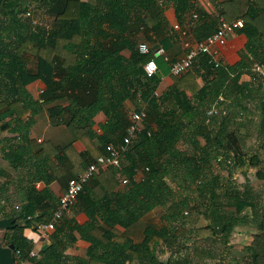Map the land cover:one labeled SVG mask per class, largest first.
I'll list each match as a JSON object with an SVG mask.
<instances>
[{
	"label": "trees",
	"instance_id": "trees-1",
	"mask_svg": "<svg viewBox=\"0 0 264 264\" xmlns=\"http://www.w3.org/2000/svg\"><path fill=\"white\" fill-rule=\"evenodd\" d=\"M40 1L47 20L36 25L26 16L24 1L0 0V131L23 123L18 137H1L0 146L12 169H27L28 174L27 180H17L19 199H12L9 194L3 197L10 208L0 212V219H16L14 227L5 233L3 245L14 244L15 250H21L22 259H29L35 243L27 231L39 234V226L52 219L59 204L52 184L58 182L61 187H68L71 179L105 153V145L123 140L131 123L129 101L136 110L146 109L147 117L143 131L129 145L121 169L112 170L113 174L120 171L130 179L125 185L127 189H108L100 174H96L84 186L76 203L87 215L90 231L65 214L48 236L51 244L44 251V258L30 260L34 264H173L170 257L160 259L159 250L162 244L171 247L185 230L179 225L159 226L148 217L175 196L166 180L173 165L184 172L185 178L194 181L212 158L217 160L220 149L228 146L234 150L238 165L257 167L261 163L259 154L264 140L259 154L252 155L247 163L236 132L229 130V125L238 113L246 110L247 99L259 95L241 78L247 73L255 75L252 64L264 66V0H211L216 1L219 17L224 21H244L238 32L246 36L247 42L239 53L240 59L228 68L223 63L215 66L204 54L192 69L177 77L170 75V66L179 56L175 51L179 37L167 19L153 32L155 42L147 55L139 53L135 35L129 34V20H153L164 13L166 7L159 0H96L95 4L82 0ZM165 1L173 4L179 21L189 10L188 0ZM252 3L261 10L252 8ZM196 6L206 14L192 26L193 36L200 40L218 29L219 20L208 16L201 1ZM160 48L165 55H156ZM167 52L173 55L167 57ZM151 59L157 61L159 72L149 76L145 65ZM167 75L172 84L156 96ZM38 77L47 88L36 98L28 85ZM221 96L224 101L220 103L232 113L209 116L207 111ZM260 104L264 124V100ZM44 110L52 126H65L74 140L83 143L84 152H78L71 142L59 145L51 139L39 142L37 137H31L36 116ZM100 112L107 117L99 125L102 134L94 128ZM186 128H190L197 147L195 156L178 147L190 135ZM194 130L204 138V144ZM138 171L144 176L134 181ZM0 175L9 176L3 169ZM7 182H0L1 191H8L11 184ZM39 183L42 185L38 186ZM226 194L231 195L230 201L215 212L216 227L211 233L216 234L217 227L228 224L230 234L237 227L249 225L256 231V240L247 250L253 264H264V210L258 207L248 187ZM211 198L210 205L214 207L220 199L215 189L211 190ZM179 203L171 205L169 219L176 220L188 202L183 200L181 206ZM102 211L107 212L105 225L99 216ZM75 234L90 243L85 257H72L55 247L61 240L73 245L78 239ZM195 254L201 260L209 256L205 251L196 250Z\"/></svg>",
	"mask_w": 264,
	"mask_h": 264
},
{
	"label": "rangeland",
	"instance_id": "rangeland-1",
	"mask_svg": "<svg viewBox=\"0 0 264 264\" xmlns=\"http://www.w3.org/2000/svg\"><path fill=\"white\" fill-rule=\"evenodd\" d=\"M17 1H24L26 3L25 11L31 12V16H27V14L26 16L30 17V19H32L36 25L43 24V21H45L46 17L43 10L45 6L41 3V1ZM201 4L204 5L205 11L208 12L209 17L220 21L221 18L219 17V12L217 11L216 1L212 2L211 0H202ZM174 9L175 8L173 4H168L164 12L171 15L174 20L179 21L174 17ZM254 9L256 11H260L261 7L258 6ZM144 18L152 23L151 25L153 30L148 28L149 22L145 21V19L144 21L139 20L137 23H135V21L132 22L129 20V34L132 37L135 35L134 37H136L135 39L137 40L138 44L141 42H146L148 45L152 46L155 42V39L153 38V32L159 29L163 22L158 20V18L153 20L146 17ZM167 20H169L170 26H174V24L177 23L171 19ZM185 23L192 28L195 21L191 18V15L188 14ZM225 47H228V50L230 51L238 53V48H240L241 45L238 42L236 43V41L235 43H229L228 41ZM181 50L182 46L178 40V45L175 51L179 56L182 54ZM235 57L236 55L233 54V59ZM233 59L227 61L228 63L226 65L228 68L232 67L231 62ZM238 59L239 56H237V60ZM252 68L255 75L249 73L244 74L241 80L244 82H249L253 88L259 92V95L254 99H247L248 104L246 105V110L238 113V116H235L229 125V130L236 132L237 142L240 145L241 154L247 163L249 162V158L252 155L259 154V148L264 140V124L261 111L258 109L261 105V101L264 100V67H261L260 63H256L252 64ZM36 79L39 80V77ZM39 93L40 92L38 90V95L35 97L38 98ZM217 103L218 101L213 103L212 106H216ZM134 109H136V106L132 103H129L128 111L132 112ZM232 111L233 110H229V108H227L225 115H229L232 113ZM43 112L38 114V120ZM44 115L45 114H43L42 117H44ZM42 117L39 121H41ZM204 118L205 116L202 115V119ZM208 122L209 121L204 122L206 126L208 125ZM98 127L99 126H95L94 128ZM195 130L194 133L197 135L198 131ZM185 131L190 135H188L187 138L181 140L178 144V147L181 151L188 153L190 156H195L197 147L193 143L192 132L190 128H186ZM3 136L4 132L0 131V138ZM198 139L201 144L205 143L204 138L199 136V134ZM3 151V148L0 146V169L5 170L10 178H5L4 176L0 175V182H3L5 181L4 179H7V183L11 185L6 192L1 191L0 186V196L2 197V200L0 199V212L2 210L8 211L10 208L7 200H5L6 203H3V197L6 198L9 194L12 199H19V192L16 189L17 180L21 177H23L25 180L28 179L27 169H23L21 172H17L12 169L9 163L5 160ZM217 156V160L216 158H212L209 164L207 163L204 166L203 174L194 181L185 178L184 172L179 171L177 166L173 165V168L166 180L173 189L175 196H173L172 199H169L167 206L156 208L154 211L148 214V217H152L150 220L159 226L174 225L176 227L179 225L180 227H183L185 233L181 234L179 239L175 241L171 247L162 244V247L159 250L160 259L165 260L170 257L173 260V264L254 263L252 261L253 257L251 252L247 250V247L252 245L254 240H256V231H254L249 225L246 227H237L235 231L232 232L233 234L229 233L231 227L229 224L224 228L223 226H221V228L217 227L215 229L216 234H212L211 232L213 231L212 229L216 227L215 222L213 221L215 212L217 210H221L226 202L230 201L231 195H227L226 191L230 192L234 189L244 191V189L248 187L253 193V198L258 201V207L261 208V210H264V149H262L259 154L261 163L257 167L238 165L235 152L231 146L220 149ZM219 158L222 160L219 161ZM245 173L246 175H244ZM143 176V172L140 173V179L143 178ZM123 178L124 175L120 171H117L116 175L114 174L115 188L112 187L110 189L113 191L125 189L127 186H124L122 183ZM210 189H215L217 194L220 195V199L215 201L216 204L214 207L210 205L212 202ZM15 197H17V199ZM20 200L23 199L21 198ZM183 200H187L188 203L185 207H182V211L179 212L176 220H172L171 218L169 219L168 215L171 214V212H169L171 205L180 201L179 206H181V202ZM16 204L18 205L17 201ZM106 215L107 212L105 213V216ZM165 215L166 218H164ZM8 230L9 229L4 228L0 229L1 241L4 240L6 236L5 233L8 232ZM28 233L31 234L32 231L28 230ZM196 250L208 252L209 256L203 258L205 260H201V258L195 254Z\"/></svg>",
	"mask_w": 264,
	"mask_h": 264
},
{
	"label": "built area",
	"instance_id": "built-area-1",
	"mask_svg": "<svg viewBox=\"0 0 264 264\" xmlns=\"http://www.w3.org/2000/svg\"><path fill=\"white\" fill-rule=\"evenodd\" d=\"M197 1L202 0H191L187 14H185L181 21H176L177 23L174 24V29L178 34V40L182 46V55L177 60L173 61L170 66V75L176 77L182 76L192 69L197 59L204 54L210 57V63H214L215 66H220L222 64L219 60L220 49L227 45L232 33L244 27V21L242 19H237L231 23L220 19L219 27L215 32L200 40L195 38L192 34L191 26H188L185 21L188 14L191 15L194 21H198L206 16V14L196 6ZM159 4L162 7H166L167 5L165 0H159ZM26 14L27 16H31L30 11ZM138 51L142 55H147L151 51V46L146 42H141L138 44ZM156 55H165L164 49L160 48L157 50ZM166 59L168 58L166 57ZM261 67L264 66L261 65ZM145 71L149 76L158 73L159 67L157 61L155 59L148 61L145 65ZM43 91L44 90H41L40 93ZM159 94L160 92L156 91L155 95L157 96ZM221 101H224L223 96L220 97L216 106H212L213 104L210 106V109L207 111L209 116L226 114L227 108L220 103ZM146 117L147 111L144 108L140 111L134 109L130 112L131 123L127 128V133L123 137V140L117 143L110 142L105 145V153L95 162H92L85 171L69 181L67 190L61 195L58 207L54 211L52 219L39 226L38 235L40 238L46 239L56 229L57 223L60 222L63 216L77 203L78 196L82 192L84 186L89 184L96 174H102L113 169H121L129 145H131L137 139L138 134L143 131V122ZM95 130L98 134H102L100 127L95 128ZM219 160H221V158H219ZM133 180H140L139 171L133 177ZM129 182L130 179L128 177H124L122 180L124 186L128 185ZM3 203H6L5 200H3ZM16 208H19V206L16 205ZM13 254L15 257V264H33L30 259H38L40 256V252L37 251L36 247L29 252V259H22L21 250H14Z\"/></svg>",
	"mask_w": 264,
	"mask_h": 264
},
{
	"label": "crops",
	"instance_id": "crops-1",
	"mask_svg": "<svg viewBox=\"0 0 264 264\" xmlns=\"http://www.w3.org/2000/svg\"><path fill=\"white\" fill-rule=\"evenodd\" d=\"M82 1H85V2H88L91 4L96 3V0H82ZM188 1L190 4L191 0H188ZM168 4L169 3H167L166 7L168 6ZM251 7L257 8L258 5L255 3H252ZM174 14H175V10H174ZM174 17H175V19H177L175 15H174ZM166 19H171L172 21L176 22V20H174V18L171 15H169L168 13L166 14V12L162 13L161 16L158 18V20H160L161 22H163ZM151 24L152 23L149 22L148 28L152 29L153 27ZM157 27H158V25H157ZM235 41H236V43L238 42L241 45V47L238 48V53H235L233 51L228 50V47H225V46L220 49L219 60L223 64H227L228 60L233 59V54L236 55V57L232 60L231 64L234 65L235 63H237L239 61V59H240L239 53L245 47V44L247 42V38L244 34L236 31V32L232 33L229 37V43H231V42L235 43ZM167 54H168L167 57H170V55L171 56L173 55V52L172 53L167 52ZM237 56H239L238 60H237ZM175 58H176V60L178 59L177 57H175ZM199 81L200 82L202 81L201 78ZM171 84H172L171 76H169V75L164 76L162 79V82L159 86L158 91L162 92L165 89H168ZM28 87H29L31 93L34 96H37L38 90L40 92L41 90L46 89L47 85H46V83H44V81H42V79L41 80L39 79V80H36V81L30 83L28 85ZM39 95H40V93H39ZM129 103H131V102H127V107H129ZM43 114H45L44 117H42ZM41 117H42V119H41V121H39ZM41 117L38 120V115L36 116V124L34 125V127L32 128V130L30 132L31 137H37L39 142H42L43 140H46V139H51L56 144H59V145H66V144L71 142L78 152H84L85 151V147H84L83 143L78 141V140H74V137L69 133V130L65 126H55L54 127L50 124V118H49L47 110H44V112L41 114ZM106 120L107 119H106V116L104 113H102V112L98 113L97 116L95 117V122H96L95 126H99L100 124L105 123ZM22 126H23V123H18V124L13 125L12 128H10L7 131H4V136L2 138H7V139L17 138L19 132L22 129ZM7 178H9V176ZM99 178L103 182L104 187H107L108 189H110L112 187L115 188V182H114L115 179H114V174H113L112 170L106 171V172L100 174ZM4 180L6 181L7 179H4ZM96 181H97V179H95V183H96ZM41 185H42L41 183L38 184V186H41ZM52 189L54 190L57 197L60 198L61 195L66 191L67 187H65V188L61 187V185L58 182H54L52 184ZM99 216H100V220L102 222V225L107 224L106 218H105L106 217L105 211L100 212ZM66 217L76 219V221L82 226V228L85 231H87V232L90 231L91 228L88 224V217L83 212L80 205L75 204L66 213ZM27 234H28L29 238L33 239L37 251L40 252V256L38 259L41 261L45 256L44 255L45 250L43 248L46 245V249H48V247H50L51 241L49 240L48 237L46 239L40 238V236L34 232L29 234L27 231ZM75 235L78 236V234H75ZM89 246H90V243L86 240H83L79 236L73 245L66 244L65 240H61L60 242H58L55 245V247H57L58 251H60L61 253L68 254L72 257H78V256L85 257L86 251H87Z\"/></svg>",
	"mask_w": 264,
	"mask_h": 264
},
{
	"label": "water",
	"instance_id": "water-1",
	"mask_svg": "<svg viewBox=\"0 0 264 264\" xmlns=\"http://www.w3.org/2000/svg\"><path fill=\"white\" fill-rule=\"evenodd\" d=\"M15 218L0 219V229H11L14 227ZM46 250V245L43 248ZM15 245L10 244L9 246H4L0 239V264H15L14 252Z\"/></svg>",
	"mask_w": 264,
	"mask_h": 264
}]
</instances>
